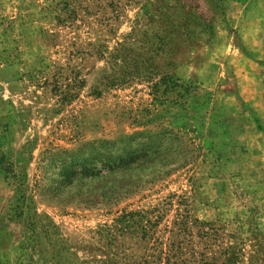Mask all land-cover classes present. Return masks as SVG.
Listing matches in <instances>:
<instances>
[{
  "label": "rangeland",
  "instance_id": "obj_1",
  "mask_svg": "<svg viewBox=\"0 0 264 264\" xmlns=\"http://www.w3.org/2000/svg\"><path fill=\"white\" fill-rule=\"evenodd\" d=\"M84 145L155 178L66 203ZM0 264H264V0H0Z\"/></svg>",
  "mask_w": 264,
  "mask_h": 264
},
{
  "label": "trees",
  "instance_id": "obj_2",
  "mask_svg": "<svg viewBox=\"0 0 264 264\" xmlns=\"http://www.w3.org/2000/svg\"><path fill=\"white\" fill-rule=\"evenodd\" d=\"M50 154L60 188L70 189L85 182L92 186L81 188L76 195L67 194L66 203L85 207L115 203L140 187L145 176H151L149 182L155 178L144 172H154L157 153L146 150L145 145H84L75 151L54 149Z\"/></svg>",
  "mask_w": 264,
  "mask_h": 264
}]
</instances>
